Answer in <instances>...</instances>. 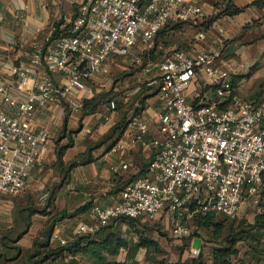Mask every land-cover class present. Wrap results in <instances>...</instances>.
I'll list each match as a JSON object with an SVG mask.
<instances>
[{
	"label": "built area",
	"instance_id": "obj_1",
	"mask_svg": "<svg viewBox=\"0 0 264 264\" xmlns=\"http://www.w3.org/2000/svg\"><path fill=\"white\" fill-rule=\"evenodd\" d=\"M53 4L47 31L30 56L32 68L10 66L14 86L0 74V201L23 193L32 171L46 168L43 153L56 134L33 125L37 110L67 102L78 114L90 85L120 60L140 66L158 57V76L150 83L157 86L154 128L144 111L128 125L131 143L152 151L148 166L125 184L118 202L93 204L92 223L80 226L73 239L95 236L120 217L168 219L174 238L191 236L189 222L199 217L237 219L241 204L264 185V101L241 95L233 82L234 64L223 56V40L201 46L208 35L218 39L221 26L199 31L189 49L158 52L163 47L157 34L167 24L200 25L209 15L186 0ZM13 89L25 96L14 97ZM116 146L125 144L119 140Z\"/></svg>",
	"mask_w": 264,
	"mask_h": 264
},
{
	"label": "crops",
	"instance_id": "obj_2",
	"mask_svg": "<svg viewBox=\"0 0 264 264\" xmlns=\"http://www.w3.org/2000/svg\"><path fill=\"white\" fill-rule=\"evenodd\" d=\"M53 1L54 0H0V74L4 76L8 84L14 86L13 78L7 74V70L10 66L22 64L32 68L30 65V56L34 50V46L42 39L41 37L44 35V31L48 27L54 14ZM186 1L197 4L203 8L209 15L207 20L213 19L214 21L209 26L215 24L221 26L223 30V32L217 35L220 40L208 35L207 39L201 42L202 47L212 48L217 46L219 41L223 40L228 48L232 49V52L229 53L231 55V53L235 54L240 52V46L246 41H249L250 43L255 42V45L253 46L254 48H248L249 50L247 53H249V55H246V58H257L264 54V6H252L251 4L255 0ZM228 6L232 8H228ZM235 7L241 8L242 11L233 14L232 10ZM246 46L248 45H243L242 48ZM253 49H255V51H253ZM263 66H256L255 71L249 78L245 76L250 73L251 68L242 74L234 73L235 77L239 79L238 86L240 91V84L242 81L245 79H252V77H256L259 73V75H261L262 72L260 71H262ZM244 67L246 68L249 66L245 63V66L242 68L244 69ZM234 68L236 69L235 66ZM13 95L16 98H23L25 92H19L13 89ZM255 99L260 100L261 97L257 96ZM156 109L157 105L152 104L143 113L151 130H153L156 120ZM56 115L57 118L62 119L63 124L64 114L62 109H58V107L37 110L33 116L32 123L36 127L51 131L50 124ZM72 117L73 115H70V118ZM118 117V112L113 111V113H111V119L109 118V121L103 125L102 129L104 133L110 129V121H113L115 118L118 119ZM131 132V127H127L124 134L119 139L125 144L122 149L116 146L119 140L113 146H110V142H107L94 148L91 151L94 161L88 164H82L78 159L80 156L87 153L88 149L87 146L79 142L81 138L79 133L75 136L73 145L66 149L62 158V165L58 162V148L55 140L49 142L43 153V160L46 164V168L43 171H32L29 182V184H31V191H36V189L44 183L53 182L61 177V182L56 194L57 198L55 199V203L58 204L60 196L63 198L59 212L61 210H66L72 213L85 204L89 205L85 211L78 213L74 217H68L58 221L55 224L50 238L52 245H61V240H73L80 226L92 223V217L90 215L91 205L99 204L106 207L115 204L119 201L121 190L125 184L138 177L146 169L152 156V151L146 146H134L130 140ZM61 140L64 141L65 137L62 136ZM76 159L78 162L77 165L73 168H68V165ZM123 164L128 165V168L123 169ZM113 167L117 170L114 171ZM61 169L64 170V175L58 172ZM55 172L57 177H54ZM9 199L10 198L6 196L4 199L5 201L3 200L0 202V206ZM256 202H258V210L256 213L258 214L264 210L261 206V203L264 202V194L261 195ZM48 213L47 215L37 213L33 216V224L29 227L27 233L17 239L18 245L22 247L24 243H28V236L30 233H34L35 235L37 231H41V229H44L49 224L53 216H56V213L51 209H48ZM2 226L3 232L11 229L9 228L11 226L5 224V221ZM32 226H35V228H31ZM122 229L123 231H127L123 232ZM108 231H121V235L127 239L130 246L128 248H122L116 256L105 254L108 256L109 261V263L106 264H157V262L153 261L151 258L155 257L159 260L165 259L169 262H173L171 259L176 257L175 252V254L173 252L167 254L166 250H164L165 246L163 241H158L156 239L154 240L158 241L163 252L155 253L154 251H150L147 253V249L135 247L139 237L128 224L122 221L115 223ZM176 240L177 239L173 240L170 247L171 245L174 247L173 243H176ZM243 256L245 259V261H243L244 264H256L249 251H245ZM182 257L181 260L175 262L184 264L185 262H192L196 258L193 255L191 256L192 260H184L186 257L185 254H183ZM51 264L103 263L87 253L78 252L77 254H67L65 257L53 261ZM207 264H211V260L208 261Z\"/></svg>",
	"mask_w": 264,
	"mask_h": 264
},
{
	"label": "rangeland",
	"instance_id": "obj_3",
	"mask_svg": "<svg viewBox=\"0 0 264 264\" xmlns=\"http://www.w3.org/2000/svg\"><path fill=\"white\" fill-rule=\"evenodd\" d=\"M201 30L202 28L199 24L190 22L183 23L180 26L170 25L169 28L159 34L157 38L158 40H156L158 41L157 44L163 47V49H159L158 52H164L166 50L170 51L179 48H189V46L193 44L195 37L198 35L199 31ZM46 31L47 28L44 31V35ZM44 35H42V37ZM246 42L243 43V45L248 46H246L245 48H242L243 45L240 46V52H237L235 54L231 53V55L226 54L227 56L225 55V59L232 61V63L236 67V69L234 68V73L236 74H242L243 72H246V70H249V68H251L252 66L256 68V66L259 67L261 65H264V54L261 57L259 56L257 58H246V55H249V53H247L249 50L248 48H251L255 45V42ZM253 51H255V49H253ZM157 60L158 57H155L153 58L151 64L146 61L143 62V64L140 66L127 65L122 60H120L118 62L119 65L113 66L108 75H101L96 78L95 83L90 85V89L85 93L83 99L84 101L85 99H92L96 97L95 103H98V106L91 113L84 112L83 104L82 111L78 114H73L71 110L65 105V102H63L62 105L58 107V109H62L64 114L63 124L62 119L57 118V115L53 118V120L51 121L52 123L50 124L51 132L56 133V137L54 140L56 142L57 148L59 149L60 147L65 146L71 140H73L74 142L75 136H77L78 133L81 136L79 142L83 143L85 146H87V148L94 149L97 147V145L102 144L101 142L104 140L112 143L114 140L109 139L108 132L120 118L121 114H125V116H127L126 120L129 121L131 118H133L134 115H136L137 110L140 109V113H142L150 105H156L157 103L155 94L157 86L150 85V83L158 76V70L154 66V63ZM245 63L248 64L249 67H244L243 69L242 67L245 66ZM260 72H262L261 75H259V73L256 77H252V79L250 78L249 80L245 79L242 81V83L240 84V93L243 97L247 99H255L257 96H260L261 100H264V66L262 67V71ZM150 86H152L151 89H149ZM142 100H144V105H142L141 103ZM112 101H115L116 104L118 102L120 103V108L115 110L116 112H118L119 117L118 119L115 118L113 119V121H110L111 127L106 133H104V130L102 129L103 125H105L109 121V118L111 119V113H113L114 111L111 108ZM70 115H73V117L70 118ZM62 136L65 137L64 141L61 140ZM82 157L85 158V155ZM78 159L82 160L83 158H81L80 156ZM63 169L57 171L61 172V175H64ZM54 175V177H57L56 172ZM60 182L61 177L60 179H56L53 182H49L46 184L44 183L43 185L38 187L36 191H31V184H29L23 193L18 196L11 197L9 200H6L5 203L1 204L0 256L2 257V260L3 251L7 252L11 256L12 254L14 255V253L17 251L14 248L7 249L3 247L2 239L5 232H3V222L5 221V224H9L11 226L9 228H12V230L22 229L24 227V224L21 219L19 210L26 207H38L40 209H47L50 205V209L58 214L63 201L62 196H60L58 204L55 203V199L57 198V189L59 188L58 186ZM259 197L260 194L253 198L245 200L241 204L237 219H235V221L233 222H228L227 224H225V228L223 230H216L215 227H211L210 229L199 228L194 220L189 222V225L193 230L191 236L185 238H174L171 234V221L165 218H162L160 220H147L144 223L138 222L137 228L141 230L144 235L152 237L158 241H163V244L165 246L164 250H166L167 254L175 252L176 257H174L173 259H171L170 257V259L174 263L175 261L181 260L183 258L182 255L185 254L186 257L184 260H192L191 256L194 255L196 258L201 257L205 264H207V262L211 260V253L213 249L221 245L224 238L230 234V227L238 231L241 229L240 226L242 222L251 223L254 221L255 215L258 210V202H256V200ZM32 224L33 221L31 225ZM31 228H35V226H32ZM43 230L44 229H41V231H37L35 235L34 233H30V235L28 236V243H24L22 247L18 245L17 241H14L13 243L9 242V245L12 247L19 246L23 254H26L32 248L33 241L42 234ZM126 231L127 230H124L123 232ZM174 239H177V242L173 243L174 247L173 245H171L170 247V244ZM242 245L243 244L239 243V248H241ZM195 251H198L199 254H195ZM244 252L245 251L242 250L240 257L234 258V264H244Z\"/></svg>",
	"mask_w": 264,
	"mask_h": 264
},
{
	"label": "trees",
	"instance_id": "obj_4",
	"mask_svg": "<svg viewBox=\"0 0 264 264\" xmlns=\"http://www.w3.org/2000/svg\"><path fill=\"white\" fill-rule=\"evenodd\" d=\"M252 6H257V7H263L264 6V0H255L251 4ZM228 8H232L231 6H228ZM242 11L241 8L235 7L232 10L233 14L240 13ZM214 22L213 19H209L203 24H200V27L203 29H208L211 25V23ZM186 23V22H170L167 24L163 29H161L158 34L163 31H165L167 28L170 27V25L174 26H180L181 24ZM156 38V40H158ZM158 41H156L157 43ZM158 45V44H157ZM225 46H227L225 44ZM191 45L189 46V48ZM189 48H179V49H189ZM232 49L227 47H224L223 50V56L226 57V54H229ZM167 51V50H166ZM226 55V56H225ZM255 71V67H251V71L248 75H246V78H249L252 76L253 72ZM233 82L235 86L239 88V79L238 77H235L233 75ZM152 86H150L149 89H151ZM96 97L92 99H85L83 101L84 107L83 110L85 113H91L93 112L97 106L98 103H95ZM259 101H264V100H259ZM116 103V102H115ZM142 105H144V100L141 101ZM65 105L71 110V107L67 102H65ZM120 108V103L118 102L116 104L115 109L112 110H117ZM72 112V110H71ZM140 109L137 110L136 115H141ZM134 115V116H136ZM133 116V117H134ZM127 116L125 114H121L120 118L118 121L111 127L109 130V139H113L114 141L110 143V146H113L124 134L126 128L129 125V121L126 120ZM64 131V128H63ZM109 141L104 140L101 143H107ZM97 145L99 147L100 145ZM73 145V140H71L68 144L65 146H62L58 149V162L59 164L62 165V158L65 154V151L67 148L71 147ZM93 149L88 148L87 153H85V158L80 160V163L82 164H88L94 161L93 156L91 155V151ZM83 155V156H84ZM77 159L73 161L68 168H73L77 165ZM145 170L143 171V173ZM141 173L140 175H142ZM262 192L260 193V196L264 194V185L261 186ZM52 202V201H51ZM92 206V205H91ZM261 206L264 209V202L261 203ZM89 207L88 204L83 205L79 209L75 210L72 213L67 212L66 210H61L56 216H53L49 224L44 228L42 231V234L36 238L33 241V246L32 248L26 253L23 254L21 251V248L18 246H10L9 242L13 243L14 241H17L19 237H21L23 234L27 233V230L31 226L32 223V218L35 214L40 213L47 215L48 209H50V205L48 206L47 209H40L38 207H26L22 208L19 210L21 214V219L23 221L24 227L20 230L18 229H13L7 230L3 234V247L7 249H16L17 251L9 255L7 252L3 251V260L1 259L2 257L0 256V264H51L53 261H56L60 258L65 257L67 254H77L78 252L82 253H87L91 257H94L98 259L100 262L103 264L109 263L108 261V256L105 254H108L110 256H116L119 254L120 250L122 248H128L129 242L127 241L126 238H124L121 235V231H108L111 229L115 223L117 222H124L129 225L131 229L136 233V235L139 237L138 242L135 244V247L139 248H145L147 249V253L150 251H154L155 253L157 252H163L162 248L160 247L158 241L154 240V238L149 237L144 235V233L137 228V223L138 222H145L147 220L143 218H137V219H132V218H127V217H120L115 220H113L111 223H109L107 226L103 227L95 236H90V235H82L79 236L71 241H69L65 245H58L54 246L50 242L51 234L53 231V228L55 224L58 221H61L65 218L68 217H74L80 212L85 211ZM52 210V209H51ZM54 212V211H53ZM52 213V212H51ZM235 220H230L225 217H214V216H206V217H199L198 219L195 220L197 223V226L199 228H206L210 229L216 228L218 229H224V225L227 224L228 222H233ZM241 229L240 230H234L232 227H230L231 232L230 234L224 238L222 241L221 245L215 247L211 253V264H234L233 260L235 257H240L242 250L244 251H249L251 253L253 259L255 260L256 264H264V210L261 211L260 213L256 214L254 218V222L251 223H246L242 222L241 224ZM215 230V231H216ZM16 232V233H15ZM239 243L243 244L241 248H239ZM153 261H156L157 264H179V263H174V262H169L168 260H159L156 259L155 257L151 258ZM184 264H205V262L199 258H195L192 262H185Z\"/></svg>",
	"mask_w": 264,
	"mask_h": 264
}]
</instances>
